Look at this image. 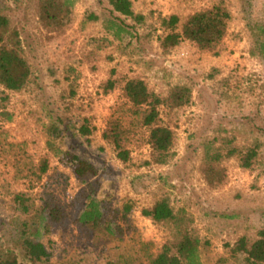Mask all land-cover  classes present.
I'll list each match as a JSON object with an SVG mask.
<instances>
[{"label": "rangeland", "instance_id": "1", "mask_svg": "<svg viewBox=\"0 0 264 264\" xmlns=\"http://www.w3.org/2000/svg\"><path fill=\"white\" fill-rule=\"evenodd\" d=\"M18 2L34 91L11 93L8 109L14 119L0 121V142L17 145L15 152L0 148V235L6 226L14 230L15 219L23 215L19 195L31 196L37 205L45 198L63 204L80 191L70 167L48 155L43 125L64 117L62 127L71 120L79 127L87 118L93 132L81 146L100 168V198L112 215L127 205L133 208L121 220L126 229L123 237H110L104 231L90 236L73 223L54 230L45 239L52 253L46 264H149L168 237L163 227L142 213L159 195L168 196L177 211L192 216L202 239L204 264L246 263L245 254H234L233 247L243 237L252 243L264 229V57L259 54V42L264 41V0H135L136 11L147 15L146 24L138 27L132 44L117 40L107 48L93 42L105 35L102 21L85 26L81 21L90 11L105 14L108 0H78L73 23L62 35L43 28L36 0ZM218 4L227 7L232 18L216 50L201 51L186 39L167 52L162 49L158 39L165 33L162 15L186 16ZM111 77L118 84L106 93L105 82ZM137 77L162 95L176 84L192 87L189 106L160 108L163 122L176 133V157L169 165L152 162L146 126H132L131 156L126 163L103 138L113 115L123 117L128 125L132 121L123 89L128 79ZM226 138L240 148L256 142L261 147L250 169L242 168L237 156L223 157L227 182L213 189L200 169L205 145L213 141L215 147H222ZM31 155L36 162L49 157V171L39 182L26 176ZM8 238L4 236L5 242Z\"/></svg>", "mask_w": 264, "mask_h": 264}, {"label": "trees", "instance_id": "2", "mask_svg": "<svg viewBox=\"0 0 264 264\" xmlns=\"http://www.w3.org/2000/svg\"><path fill=\"white\" fill-rule=\"evenodd\" d=\"M78 0H36L39 20L48 33L64 34L72 25L73 10ZM18 0H0V121H13L14 113L8 109L11 93L31 94L34 91V70L24 55L23 27L20 24ZM105 14L87 12L81 21L85 26L89 21H102L105 35L93 41L98 48H107L120 43L132 44L138 36L137 29L145 25L147 15L135 9L134 0H108ZM230 10L223 4L201 9L192 14L181 16L178 13L161 16V27L165 33L158 35L162 49L168 50L179 46L183 39L194 43L201 51L216 50L228 32ZM260 56L264 57V41L259 42ZM76 73L77 68L70 67ZM105 92L114 89L117 79L109 78L105 82ZM124 96L130 102V124L123 117L112 116L104 130L103 138L111 144L117 157L126 163L131 156L130 135L132 126L141 124L149 129L148 141L152 146V162L166 166L176 157L174 150L176 133L174 128L163 122L160 108L165 106L171 110L189 106L192 102L193 90L188 84L174 85L167 95L156 93L150 89L143 78L128 79L124 86ZM49 113V119H51ZM44 123L47 134L46 148L48 155L58 157L69 166L76 179L80 182V191L69 203H59L50 199H42L37 205L34 198L19 195V209L23 215L15 219L14 230L4 227L0 235V264H46L52 253L45 239L59 227L73 223L78 231L96 236L104 231L110 237H123L124 221L132 210L127 205L120 212L108 209L104 199L99 196V167L83 152L82 146L90 141L93 129L89 119L77 127L71 121L62 127L64 117L51 119ZM226 138L222 147H215L210 141L205 145V155L200 166L210 188L218 189L227 182V170L223 165V157H239L241 167H253L261 143L251 144L246 149L230 145ZM82 145V146H81ZM10 146V147H9ZM17 145L0 142L2 152H15ZM228 151L224 155V149ZM20 150V149H19ZM20 151L14 154L17 156ZM27 177L33 181L42 180L50 168L49 157L43 156L38 162L29 156ZM20 161H18V164ZM18 202V201H17ZM71 212V213H70ZM121 216L119 217L118 213ZM142 213L157 225L163 227L168 235L160 250L154 254L149 264H204L201 258L202 239L197 233L193 218L184 210L177 211L166 195L157 196L152 203L142 209ZM118 218L120 219L118 221ZM9 235L5 242L4 236ZM234 254H245L246 263L264 264V229L259 237L249 244L245 237L241 238L232 249ZM218 264H226L219 262Z\"/></svg>", "mask_w": 264, "mask_h": 264}, {"label": "crops", "instance_id": "3", "mask_svg": "<svg viewBox=\"0 0 264 264\" xmlns=\"http://www.w3.org/2000/svg\"><path fill=\"white\" fill-rule=\"evenodd\" d=\"M134 3H135V9H136V2H135V0H134ZM137 10V9H136Z\"/></svg>", "mask_w": 264, "mask_h": 264}]
</instances>
